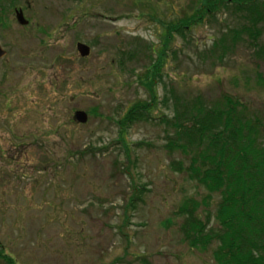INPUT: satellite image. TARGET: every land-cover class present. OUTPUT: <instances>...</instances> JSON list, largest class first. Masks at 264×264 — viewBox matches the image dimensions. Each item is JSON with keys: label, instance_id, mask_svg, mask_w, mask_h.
Returning <instances> with one entry per match:
<instances>
[{"label": "rangeland", "instance_id": "1", "mask_svg": "<svg viewBox=\"0 0 264 264\" xmlns=\"http://www.w3.org/2000/svg\"><path fill=\"white\" fill-rule=\"evenodd\" d=\"M190 1L0 0V264L6 255L14 264H216V242L196 249L180 232L178 206L206 192L172 168L186 159L164 147L160 117L171 109L162 103L123 138L116 124L149 99L138 76L153 57L140 45L156 50L163 25ZM242 23L223 9L186 39L174 36L161 69L167 91L208 101L226 93L264 113V62L247 34L221 63L208 52ZM260 30L263 45L264 22ZM77 42L90 46L87 57ZM75 110L88 114L86 123L72 118Z\"/></svg>", "mask_w": 264, "mask_h": 264}, {"label": "trees", "instance_id": "2", "mask_svg": "<svg viewBox=\"0 0 264 264\" xmlns=\"http://www.w3.org/2000/svg\"><path fill=\"white\" fill-rule=\"evenodd\" d=\"M190 2L189 10L165 27L163 25L164 32L156 50L146 44L140 45L148 51L145 55L150 53L153 57L144 73L138 76L149 99L127 107L116 124L123 138L132 124L148 120L150 113L162 103L166 109L170 108L172 114L160 117L167 127L164 147L178 151L186 159V162H173L172 168L202 186L206 192L199 200L184 198L176 210V214L183 218L180 226L183 239L196 249H205L216 242L212 252L216 264H264L263 111L250 112L246 104L226 93L218 100L208 101L200 94L186 97L177 94L174 88L167 91L165 84L161 83L163 57H166L174 36L186 39V33L193 27L215 20L223 9L239 14L243 23L231 30V36L225 31L214 38L208 49L211 57L221 63L234 49L239 36L247 34L250 47H255L254 56L264 62V44H258L260 24L264 22V0ZM257 78L264 90V79L259 73ZM159 84H163L165 90L160 101L157 94ZM169 100H172L171 105ZM214 195L218 200L212 213L210 207ZM4 260L14 264L8 255Z\"/></svg>", "mask_w": 264, "mask_h": 264}, {"label": "water", "instance_id": "3", "mask_svg": "<svg viewBox=\"0 0 264 264\" xmlns=\"http://www.w3.org/2000/svg\"><path fill=\"white\" fill-rule=\"evenodd\" d=\"M15 16L17 21L24 25L27 23V20L23 17V13L21 9L15 10ZM76 50L81 57H87L90 53V48L88 45L82 42H78L76 44ZM6 54V51L0 46V59L3 58ZM73 119L78 123H86L88 120V115L85 111L75 110L73 113Z\"/></svg>", "mask_w": 264, "mask_h": 264}, {"label": "flooded vegetation", "instance_id": "4", "mask_svg": "<svg viewBox=\"0 0 264 264\" xmlns=\"http://www.w3.org/2000/svg\"><path fill=\"white\" fill-rule=\"evenodd\" d=\"M27 26V25H26Z\"/></svg>", "mask_w": 264, "mask_h": 264}]
</instances>
